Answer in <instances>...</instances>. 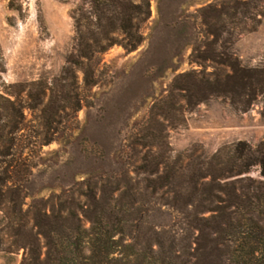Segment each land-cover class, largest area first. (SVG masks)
Here are the masks:
<instances>
[{
	"label": "rangeland",
	"instance_id": "rangeland-1",
	"mask_svg": "<svg viewBox=\"0 0 264 264\" xmlns=\"http://www.w3.org/2000/svg\"><path fill=\"white\" fill-rule=\"evenodd\" d=\"M131 1L147 13L128 35L89 0H0V264H20L30 241L44 257L37 210L73 211L88 228L85 194L106 183L142 210L124 242L172 239L191 264H228L194 218L210 219L228 184H264V0H247L217 37L201 8L230 0ZM185 73L201 80L202 103L174 88ZM52 92L63 108L46 128ZM153 154L171 185L152 187L163 171Z\"/></svg>",
	"mask_w": 264,
	"mask_h": 264
},
{
	"label": "trees",
	"instance_id": "trees-1",
	"mask_svg": "<svg viewBox=\"0 0 264 264\" xmlns=\"http://www.w3.org/2000/svg\"><path fill=\"white\" fill-rule=\"evenodd\" d=\"M93 8L114 12L119 29L129 35L134 17L147 13L146 2L131 0H89ZM247 0H230L209 4L201 8L203 24L210 34L218 36L225 27V21L237 27L240 14L248 12ZM243 10V12H241ZM244 29V28H243ZM77 65V61L68 60ZM208 84V83H207ZM174 88L190 93L189 100L202 103L206 94L201 80L194 73L180 74L173 82ZM7 95V94H6ZM7 104L12 105L5 98ZM62 98L52 92L42 109L43 125L52 123L53 116L63 108ZM1 119V118H0ZM0 125V142L5 139ZM154 146L160 136L152 135ZM156 165H162V174L150 181L153 188L171 185L174 170H169L162 156L153 154ZM264 177V159L258 161ZM150 171H154V166ZM248 166L241 167L236 175L247 174ZM103 184L98 195L91 190L85 194L87 207L83 216L89 221L84 228L80 218L73 212L63 214L52 206L32 214L34 227L44 240V257L40 259L34 241L27 242V254L20 264H191L188 253L179 248L172 239L155 240V248L149 241L134 239L124 242L137 229L141 208L124 191ZM223 202L210 219L194 218L200 231H209L218 236V241L227 247L225 258L228 264H264V184L251 185L238 191L233 184L221 188Z\"/></svg>",
	"mask_w": 264,
	"mask_h": 264
}]
</instances>
